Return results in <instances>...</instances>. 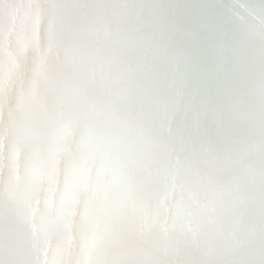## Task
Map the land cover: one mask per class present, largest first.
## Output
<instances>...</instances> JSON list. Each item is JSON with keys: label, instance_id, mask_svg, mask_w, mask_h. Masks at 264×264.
Masks as SVG:
<instances>
[{"label": "bare ground", "instance_id": "1", "mask_svg": "<svg viewBox=\"0 0 264 264\" xmlns=\"http://www.w3.org/2000/svg\"><path fill=\"white\" fill-rule=\"evenodd\" d=\"M52 20L60 54L37 74ZM218 62L227 78L201 81ZM0 80V264L259 260L264 0H0ZM169 150L214 176L222 211L158 206Z\"/></svg>", "mask_w": 264, "mask_h": 264}, {"label": "snow or ice", "instance_id": "2", "mask_svg": "<svg viewBox=\"0 0 264 264\" xmlns=\"http://www.w3.org/2000/svg\"><path fill=\"white\" fill-rule=\"evenodd\" d=\"M67 0H55L58 6H62ZM73 2H80V0H73ZM49 39L47 46L43 51L39 52V63L36 66V73L40 74L44 68L49 55L55 54L59 56L60 45L56 34V20H52L49 23L48 28ZM221 58L223 57V50H219ZM15 65V61H13ZM186 68L196 70V62L189 59L185 65ZM201 81L207 83L209 81H216L221 77L227 78L228 74L225 72L222 62H218L216 68L211 72L200 71L199 73ZM264 94V93H262ZM3 105V81L0 80V107ZM216 122L218 132L224 131V121L222 112H216ZM262 127H264V112H262ZM180 142L183 143V138H180ZM112 142L106 140L104 137H100L98 141L92 145L94 152L103 154L104 161L103 166L98 172V176H104L112 173L114 177V168L116 166V159L113 158L111 152ZM209 155V149L205 145L200 152L202 158H206ZM169 163L162 166L159 169L149 170L150 175H157L164 181V189L158 197V206L161 209L169 210L172 212L174 218L188 217L189 220L193 216L200 215L201 213H217L222 211L219 207L222 193L217 191L214 186V176L209 172L201 174L199 168L194 167L191 161H181L171 155L169 150ZM80 176H85L84 169H80ZM83 182V180H82ZM73 181L72 174L66 180V192L65 199L74 198L73 193ZM102 185L99 181L95 186H91L93 193L97 192ZM201 191L209 192L211 198L207 204L200 203L198 194ZM261 199H262V213H261V246L259 252V260L256 264H264V170L261 172ZM174 201V204L171 202ZM88 218L87 210L85 211V219ZM211 218V217H210ZM236 264V262H233ZM239 264H248L247 261H240Z\"/></svg>", "mask_w": 264, "mask_h": 264}]
</instances>
